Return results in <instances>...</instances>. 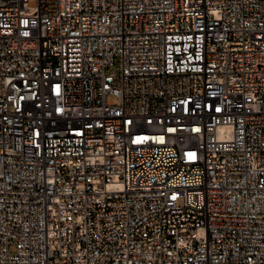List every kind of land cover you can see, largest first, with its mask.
I'll return each mask as SVG.
<instances>
[{"label": "built area", "instance_id": "2783aa9c", "mask_svg": "<svg viewBox=\"0 0 264 264\" xmlns=\"http://www.w3.org/2000/svg\"><path fill=\"white\" fill-rule=\"evenodd\" d=\"M0 264H264V0H0Z\"/></svg>", "mask_w": 264, "mask_h": 264}, {"label": "rangeland", "instance_id": "374dc122", "mask_svg": "<svg viewBox=\"0 0 264 264\" xmlns=\"http://www.w3.org/2000/svg\"><path fill=\"white\" fill-rule=\"evenodd\" d=\"M29 4L32 5V2H30ZM113 69H114V68H111V69H108L107 71L110 72V71H112ZM107 99H108L112 104H117V102H118V98L115 97V96H113V95H109ZM13 250H14L13 247H10V248H9V251H10V252H13Z\"/></svg>", "mask_w": 264, "mask_h": 264}]
</instances>
